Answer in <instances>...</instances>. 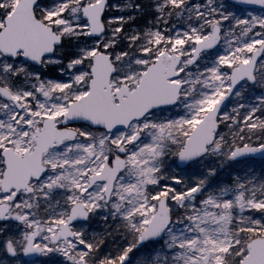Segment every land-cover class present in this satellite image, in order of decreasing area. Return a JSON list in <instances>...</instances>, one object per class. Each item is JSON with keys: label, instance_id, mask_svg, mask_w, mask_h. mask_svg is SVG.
<instances>
[{"label": "snow or ice", "instance_id": "6c2138e0", "mask_svg": "<svg viewBox=\"0 0 264 264\" xmlns=\"http://www.w3.org/2000/svg\"><path fill=\"white\" fill-rule=\"evenodd\" d=\"M0 264H264V0H0Z\"/></svg>", "mask_w": 264, "mask_h": 264}]
</instances>
